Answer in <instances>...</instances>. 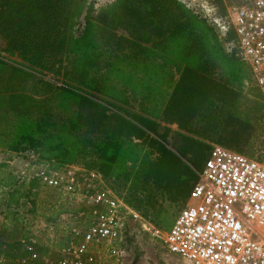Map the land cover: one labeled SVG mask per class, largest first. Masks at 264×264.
I'll return each mask as SVG.
<instances>
[{
  "label": "rangeland",
  "instance_id": "374dc122",
  "mask_svg": "<svg viewBox=\"0 0 264 264\" xmlns=\"http://www.w3.org/2000/svg\"><path fill=\"white\" fill-rule=\"evenodd\" d=\"M115 1L68 2L71 27L68 36L73 45L69 46V61L62 66L60 77L26 68L16 52H0V165L6 166L0 167V175L13 172L20 182L38 177L43 185L46 177L63 178L61 188L43 187L35 217L28 212L29 205L18 209L26 213L30 238L21 244L1 248L2 256L9 257L10 264H22V259L30 254L29 248L39 256L38 264H58L63 250L74 238V232L87 228L93 222V198L97 195L110 194L135 210L129 202L135 199V189L143 193L140 176L146 167V159L154 157L144 141L131 138L119 139L121 151L118 150L116 162L107 160L110 155L107 157V148L96 150L92 144L82 143V146L77 143L78 149L67 155L66 147L56 149L55 143L49 144L44 135L36 132L35 121L41 109L53 110L64 115L61 118L67 119L68 116L70 119L79 110L81 102L75 95H64L63 90H57L59 87L86 96L91 92L78 83L86 79L91 87L96 88L92 91L96 97L151 118L158 123L160 132L167 127L174 132L179 131L177 125L164 121V108L181 71L190 64L196 65V50L191 49L189 53L179 45L166 48L155 46V41H138L114 23L105 30L101 25L102 13ZM179 1L198 17L197 34L205 40L212 60L218 65V75L234 93L237 116L257 125L259 117L264 118V97L249 64L239 53L233 31L226 30L231 14L244 0ZM0 37V41H4V33H0ZM74 39H82L83 42L75 43ZM81 46L83 50H79ZM88 51L93 58L86 67L82 64L81 55ZM66 73L71 79L64 80ZM97 91L104 94L100 96ZM25 131L41 144L32 147L33 144L24 139ZM83 137L91 141L97 139L94 134H84ZM14 147L21 151H13ZM245 151L250 154L248 157L253 155L264 162V135L259 125ZM101 152L106 153L104 161L100 159ZM204 164L197 163L192 167L197 177ZM2 191L0 189V234L6 212L2 205ZM188 197L184 203L176 204L162 200L156 194V198L162 200L156 214L151 212L144 216L135 211L147 223L167 232ZM60 210L67 212L53 218L52 214ZM132 234L125 245L127 264H189L169 254L151 235L137 230Z\"/></svg>",
  "mask_w": 264,
  "mask_h": 264
},
{
  "label": "trees",
  "instance_id": "16d2710c",
  "mask_svg": "<svg viewBox=\"0 0 264 264\" xmlns=\"http://www.w3.org/2000/svg\"><path fill=\"white\" fill-rule=\"evenodd\" d=\"M69 1L0 0V33H4L0 52H16L26 68L48 72L54 77L62 76V66L69 61V46L73 45L68 36L71 33ZM197 18L179 0H116L101 17L105 30L114 23L138 41H155V46L166 48L179 45L189 53L191 49L196 50V65L190 64L181 71L164 108V121L177 125L179 131L167 127L160 132L158 123L151 118L96 97L92 94L96 88L86 79L78 81L91 92L86 96L62 87L57 89L63 90L64 95H75L81 101L79 110L70 119L68 116L61 118L64 115L53 110L41 109L35 121L36 132L44 135L49 144L55 143L56 149L66 147L67 155L78 149L77 143L82 146L92 144L96 150L107 148V157L110 154L107 160L116 162L118 150L121 151L119 139L144 141L154 157L146 159V167L140 176L143 193L135 189V199L129 202L144 216L151 212L156 214L164 199L176 204L185 202L197 181L192 167L207 161L213 145L249 156L245 148L256 126H260L264 135L262 116L257 125L237 116L234 93L218 75V65L212 60L205 40L197 34ZM231 37L232 34L229 39ZM74 41L83 42L82 39ZM81 58L82 64L88 65L93 55L88 51ZM63 76L64 80H69L68 73ZM103 94L99 92L100 96ZM108 96L115 99L112 94ZM84 134H94L97 139L91 141L83 137ZM29 135L28 131L24 132V139L33 144L32 147L41 144ZM102 138H105L103 143ZM13 151L21 149L14 147ZM105 156L106 153L101 152L100 159L104 161ZM43 187L45 185L38 177L20 182L13 172L1 173L2 205L6 212L0 234V264H10L9 257L2 256L3 246L12 247L29 240L26 213L18 209L29 205L28 212L35 217ZM156 194L162 200H158ZM65 212L60 210L52 217Z\"/></svg>",
  "mask_w": 264,
  "mask_h": 264
},
{
  "label": "built area",
  "instance_id": "2783aa9c",
  "mask_svg": "<svg viewBox=\"0 0 264 264\" xmlns=\"http://www.w3.org/2000/svg\"><path fill=\"white\" fill-rule=\"evenodd\" d=\"M226 30L235 34L264 97V0H244ZM62 180L46 177L44 184L61 188ZM93 199V222L74 232L58 264H127L125 245L136 230L189 264H264V162L223 146L211 149L167 232L110 194ZM28 250L22 264H38L39 256Z\"/></svg>",
  "mask_w": 264,
  "mask_h": 264
},
{
  "label": "crops",
  "instance_id": "0c3cea01",
  "mask_svg": "<svg viewBox=\"0 0 264 264\" xmlns=\"http://www.w3.org/2000/svg\"><path fill=\"white\" fill-rule=\"evenodd\" d=\"M189 196V195H188ZM186 203H187V201H186ZM186 205V204H185Z\"/></svg>",
  "mask_w": 264,
  "mask_h": 264
}]
</instances>
